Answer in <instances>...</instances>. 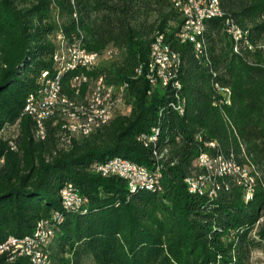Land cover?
Returning a JSON list of instances; mask_svg holds the SVG:
<instances>
[{
	"label": "trees",
	"instance_id": "trees-1",
	"mask_svg": "<svg viewBox=\"0 0 264 264\" xmlns=\"http://www.w3.org/2000/svg\"><path fill=\"white\" fill-rule=\"evenodd\" d=\"M176 2L184 0H0V244L32 236L42 222L53 233L44 246L50 264L84 257L95 264H250L251 253L264 250V0H219L223 15L207 22L200 56L179 38ZM226 18L245 33L237 51ZM58 34L88 52L114 49L121 57L64 72V93L74 96L70 84L80 75L127 83V111L67 142L60 119L49 118L38 141L24 105L42 73L55 71ZM158 35L179 54L182 115L171 108L172 91L144 77ZM155 128L154 142L141 139ZM202 153L244 169L251 198L237 174L219 178L215 196L190 192L185 179L203 173L196 166ZM115 157L153 173L151 188L131 190L124 179L94 171ZM69 184L86 199L77 209L62 205ZM0 264L29 259L3 253Z\"/></svg>",
	"mask_w": 264,
	"mask_h": 264
},
{
	"label": "bare ground",
	"instance_id": "bare-ground-1",
	"mask_svg": "<svg viewBox=\"0 0 264 264\" xmlns=\"http://www.w3.org/2000/svg\"><path fill=\"white\" fill-rule=\"evenodd\" d=\"M175 4L178 7L183 19L179 33V38L181 42L191 43L192 46H194L196 56L205 54L206 46L203 39V35L206 31L207 22L214 18H220L223 15L219 5V0H208V6L210 8H214V13L208 14L206 18H201L200 23L197 26L195 23H193V21H188V17H186V11L183 10L190 9V7L192 6V0H184L183 3L176 2ZM224 26L225 32L230 37V39V27H234L235 34L233 35V43L235 46V51H237V47L240 44L241 40H243L245 33L230 18L224 21ZM191 36L192 39H189V37ZM57 40L58 48L55 53H59L60 51H62V58H71V54H76V41L83 46L80 40H73L67 42L64 40V37L60 39V35H57ZM153 44L160 48V54L161 56H163L164 70L169 71V73H176V69L180 64L179 54L169 48V46L164 42V38L162 35H158L154 39ZM111 50L114 49H108L102 54L88 52L87 50L86 51L90 54H94V61L98 62L101 58L112 56L109 53ZM150 55L151 48L148 60L149 63ZM53 64L55 66V71L52 75H49L46 72V76L42 77L41 88H48V86H53L56 99L54 100V108H50V111H48L40 119L38 108H31L36 102L37 93L29 95L24 105V113L29 115L34 122L33 135L36 140H44L46 135L45 123L49 118L52 117H57L61 121L60 124L62 131L59 134L61 136V141L67 142V139L70 138L71 135L88 136L103 127L104 125H106L114 117L118 108L124 104V100L126 97V88H120V84H107L100 78L98 79V87H96V78L87 79L86 77H83L82 83L86 85L84 93L81 94V91L79 89L76 90L73 88L74 96L72 98H69L68 95H66V93H64L62 89L61 75L64 72L72 71L77 68L86 70L93 69H90V66L84 65V63H72L68 65V59H61V61H53ZM169 73L161 72V77H158L157 79V86H160L161 88H167L172 91V93H170L171 108H173L180 115H182L184 112V99L178 92L180 84L175 77H173V82H169ZM98 88H105V90H108V92H112V94L103 95V91L98 90ZM228 93L229 91L225 93L226 96ZM113 96H116V99H118L117 104H113ZM174 100L177 105L174 104ZM84 122H89V124L86 125V129L79 130V127H84ZM157 132L158 129H152L153 134H149L147 138H145L144 136L141 139L147 142H154L157 137ZM163 155L164 154L161 153L156 157L154 169L156 172H158L160 169L158 161L162 159ZM113 164H125L127 166L140 168L139 177L142 178V182H144V185H142L141 181H134L132 182V184H128V178H122L126 181L128 187L131 190H136L139 187L151 188L153 182V173L147 171L145 167L132 163L131 161L126 160L124 158L115 157L106 161L105 163L96 165L94 169L110 167L113 166ZM235 165L231 161L225 160L222 156L216 158H211L210 156H208V159H205L207 175L210 178V196H215L217 190L220 188L221 185H219L217 182L219 181V178H223L226 175H243V171L239 170V168ZM195 176L196 175H192L190 177ZM185 182L188 185L189 191L193 192L191 188V178H186ZM67 186L68 192H70V194H77L76 189L72 185L69 184ZM252 190L253 189L250 186L247 195H245L246 198H251ZM196 192L200 194L202 193L201 184H194V193ZM60 195L64 209H77L86 202L77 201L72 202L66 206L65 188L62 189ZM52 234V229L50 227H46V224L41 222L32 236H25L23 238H16L10 236L5 241H3L0 244V249L3 246V252H0V255L3 253L15 251V243H8L9 239L28 238L26 242L22 243V252L19 253V257H27L29 259V264H50L49 256L47 254V251L45 252L44 246L48 245L49 239ZM40 245L42 246V248H40V254H32L30 257L29 250L32 248H36V246Z\"/></svg>",
	"mask_w": 264,
	"mask_h": 264
},
{
	"label": "built area",
	"instance_id": "built-area-1",
	"mask_svg": "<svg viewBox=\"0 0 264 264\" xmlns=\"http://www.w3.org/2000/svg\"><path fill=\"white\" fill-rule=\"evenodd\" d=\"M176 1V0H173ZM183 9V8H182ZM186 11V17H188V21H193L196 26L200 23L201 18H206L208 14L214 13V8H210L208 6V0H192V6L190 9H183ZM228 19V18H226ZM231 31V40L233 42V35L235 34L234 27H230ZM60 39L63 38L61 34ZM192 39V36L189 37ZM110 55H114L116 53L115 50H111ZM61 59H68V65L72 63H84V65H89L90 69H95L98 67V62L94 61V54H90L84 49L79 42L76 41V54H71V58H62V51L59 53H53V61H61ZM161 72H168L164 70V62L163 56L160 54V48L157 47L155 44L151 45V55H150V63L146 64L145 74L144 77L148 81L151 87L157 86V79L161 77ZM42 76H46V72L42 73ZM173 77H176V73H169V82H173ZM98 79L99 76H96V87H98ZM83 75H80L77 79L70 84V88H74L78 90L82 85ZM120 88H127V83H121ZM98 90L103 91V95L105 94H112V92H108L105 88H98ZM221 90L226 93L229 91L226 88H221ZM54 100L55 99V91L53 90V86H48V88H40L37 92L36 102L31 108H38L40 119L44 116L50 108H54ZM116 96H113V104H117ZM174 104L175 103L174 100ZM114 114V113H113ZM89 122H84V127H79V130L86 129V125ZM72 139V138H69ZM213 147V143L209 144ZM205 159H208V154L202 153L198 156L196 161L197 168L201 169L203 173L196 174L195 177L191 178V188L194 193V184H201L202 185V194L207 193L210 196L209 192V185H210V178L207 175V167H205ZM139 167H131L125 164H113L110 167H103L99 169H94V171L99 174L101 177H110V176H117L120 178H128V184H132L134 181H141L142 185V178L139 177ZM239 185L243 186L245 190V195H247L250 186L247 182V177L243 175L239 177ZM65 194H66V206L72 202L77 201H86V199L80 197L78 194H70L68 192V186H65ZM26 239H9L8 243H15V251L7 252L10 257V260L19 257V253L22 252V243L26 242ZM40 248L42 246H36V248H32L29 250L30 257L32 254H40ZM0 252H3V246L0 249Z\"/></svg>",
	"mask_w": 264,
	"mask_h": 264
},
{
	"label": "rangeland",
	"instance_id": "rangeland-1",
	"mask_svg": "<svg viewBox=\"0 0 264 264\" xmlns=\"http://www.w3.org/2000/svg\"><path fill=\"white\" fill-rule=\"evenodd\" d=\"M120 54L111 57H104L98 61V66H109L114 62H118ZM127 111L122 105L118 108L116 114H123ZM79 264H95L89 257H84ZM250 264H264V250L256 249L251 253Z\"/></svg>",
	"mask_w": 264,
	"mask_h": 264
}]
</instances>
